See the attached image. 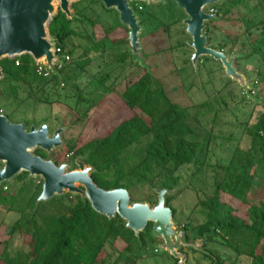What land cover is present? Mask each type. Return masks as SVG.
Here are the masks:
<instances>
[{
    "label": "trees",
    "instance_id": "1",
    "mask_svg": "<svg viewBox=\"0 0 264 264\" xmlns=\"http://www.w3.org/2000/svg\"><path fill=\"white\" fill-rule=\"evenodd\" d=\"M88 1L98 2L105 9L100 1ZM81 2L72 4V18L58 9L48 25L54 45L62 49L61 54L70 56L56 65L49 77L36 74L28 54L0 59V82L12 83L10 95L17 96V83L25 84L26 97L38 103L52 102V96L61 95L63 85L73 93V123L81 124L76 136L64 140L50 154L41 148H35L34 153L56 164L69 153L72 158L83 156L84 164L94 168L91 176L98 186L123 187L131 201L155 202L157 195L152 188L173 189L185 183L174 194L166 195L165 203L187 241L206 235L203 246L217 243L236 257H248L249 264H264V112L245 129L250 137L247 149L233 146L228 155L211 163L210 136H218L213 128L216 123L207 127L200 106L173 99L165 80L168 75L156 73L157 58H164V53L181 49L186 54L182 48L187 47V33L175 1L130 3L143 27L139 35L143 64L134 60L126 34L121 36L127 28L119 23L116 10L113 25L106 28L92 14L77 9ZM211 9L216 17L205 22L207 44L216 39L220 49L227 47V52L240 54L234 61L236 68L239 60H256L257 78L250 92L264 108V0H218ZM164 16L174 19L165 21ZM74 23L88 27L89 33L80 35ZM78 35L92 44L78 49L77 44L70 43ZM146 38L155 44L151 51L144 49ZM91 52L101 57L95 71L90 69ZM187 66L192 67L189 57L178 70ZM175 70L171 68L169 73ZM119 72L116 91L108 81ZM224 77L221 87L226 90L233 81ZM3 93L0 90V100ZM105 105L106 110L101 109ZM23 122L29 126L34 121ZM189 166L192 169L185 180L181 171ZM207 167L212 172L210 186L196 188L195 176ZM26 176L27 172L15 176L25 181L17 190H4L6 182L0 184V206L17 214L7 226V237L0 241V264H134L140 252L155 240L151 222L136 236L120 216L108 218L96 212L79 194L64 193L36 203L42 181L34 185L33 179L25 180ZM258 178L263 182H257ZM31 186V194L25 195ZM188 191L195 196L194 205L202 221L193 220L190 214L184 216L183 211L179 215L172 203ZM223 195H227L225 201ZM14 236L21 237V247H13ZM159 254L177 263L167 252ZM205 257L210 264H226L215 252L209 251Z\"/></svg>",
    "mask_w": 264,
    "mask_h": 264
},
{
    "label": "water",
    "instance_id": "2",
    "mask_svg": "<svg viewBox=\"0 0 264 264\" xmlns=\"http://www.w3.org/2000/svg\"><path fill=\"white\" fill-rule=\"evenodd\" d=\"M77 0H0V59L14 58L28 54L34 62H44L54 71L56 55L53 52V37L48 33V25L57 9L67 18H72V4ZM106 10L117 12L119 23L128 29L127 39L129 51L134 60L142 64L140 55L139 33L141 26L137 14L130 6L129 0H96ZM152 3L165 0H143ZM177 7L183 10L185 17L182 23L190 37L186 44L193 48L190 55L191 63L196 67L202 56H210L219 61L224 69L226 80L236 81L244 93L250 97V82L234 65L238 53H225L207 44L203 34L205 22L215 18V13H208L204 7L218 0H174ZM57 3L58 7L55 5ZM3 77L0 66V78ZM64 128L58 126L50 133L45 121L38 125L24 122H12L5 114L0 113V184L12 179L21 172L27 177H40L41 189L35 202H45L53 196L64 193L79 194L85 197L91 207L98 213L112 218L116 215L125 221V227L131 229L136 236L151 222V233L162 239L159 244L161 251L177 259L176 264H186L187 254L183 248L201 252L206 235L189 242L185 232L177 228L172 211L165 203L166 195L174 194L181 185L168 188H152L157 201L152 205L147 200L131 201L127 189H105L98 186L91 176L94 168L84 164L83 156L75 157L73 163L56 164L52 159L34 153L41 148L47 154L63 144L61 133ZM51 134V135H50ZM76 167V168H75Z\"/></svg>",
    "mask_w": 264,
    "mask_h": 264
},
{
    "label": "rangeland",
    "instance_id": "3",
    "mask_svg": "<svg viewBox=\"0 0 264 264\" xmlns=\"http://www.w3.org/2000/svg\"><path fill=\"white\" fill-rule=\"evenodd\" d=\"M134 1L136 0H129V3ZM166 1L167 0H165L164 2ZM55 5L58 7L57 3H55ZM77 9H81L86 13L92 14V17L97 18L106 28L113 25L115 18L114 10L102 9L98 2L91 3L88 0H82ZM204 10L208 13H215V11L211 9V5L204 7ZM73 12L74 10L72 9V13ZM178 16L182 19L185 17L183 10H181V12H178ZM164 19L165 21H170L174 18H167V16H164ZM173 26L178 27V24H175ZM73 27L80 33V35L89 33L90 31L88 27L80 25L79 23H74ZM182 28L185 29V25L183 23ZM182 28L179 27V29ZM127 31L123 32L121 36H124L126 34L127 38ZM142 31L143 27L141 25L140 33ZM80 35L72 37L70 39V43H73L74 45L77 44L78 49L86 48L92 44L89 40L81 37ZM187 39H190L188 35L184 37V40ZM152 41L153 39L150 38H146L144 40L143 45L146 51H151L155 48V44H152ZM155 41L158 43L161 40L155 39ZM139 42L141 51L142 45L140 38ZM109 46L110 44H107L106 48L108 49ZM128 46L130 47L129 42ZM159 46H161V44H159ZM208 46L214 49H220L218 47L216 39L213 40L210 45L208 44ZM182 50H184L186 54L182 53L181 49H173L170 55L164 53V58H157V62L155 63L157 65L156 73L163 76L168 75L165 80L168 89L171 90L170 96L173 99L181 101L188 105L200 106V109H202V114L204 116L203 119L206 120L204 124L207 127L211 124V122L216 123L215 126H213L215 130H213L218 136L215 139L210 136V138L212 139L211 153L209 154L210 162L214 163L221 157L228 155L231 152L233 146L238 145L242 149H247L250 145V137L245 129L254 124L257 117L264 112L263 106L257 103L255 93L250 92L249 90L248 94L250 95V97H248V95H246L243 90V92L241 91L242 88L240 87V85L236 81H233L231 79L229 80L233 81V83H231L226 90L222 89L221 85L224 77V69L219 61L213 59L210 56L200 57L197 61L196 67H194L193 65V68L191 66H187L184 68V70L179 71L178 69L183 64V59L187 57H189L190 59L193 48L187 45V47L182 48ZM221 50L225 53L233 54L226 51L227 47ZM171 57L173 58V62L171 61ZM203 57H207L208 59H210L204 60ZM90 58L92 59L90 69L95 71L99 68L98 63L101 61V57L98 53L91 52ZM142 62H145L144 58H142ZM149 62L150 64H154L152 61ZM256 65V60L254 59L239 60L237 63V70L243 73L247 80L250 82V88H253V81L257 78ZM174 67L176 69L175 72L170 74L169 70L171 68L174 69ZM121 74L122 73L115 74L108 81V83L111 84L112 88L116 91H119L118 83L120 81ZM11 85L12 83L10 84L9 82H0V90L4 91L3 97L0 100V104L2 105L0 113L9 115L11 117L8 118L10 121L23 122L24 120H30L31 122L34 121L33 123L36 125H38L42 121H45L50 128V133H52V131L58 126H61L64 128L63 132L61 133V138L63 139V141L66 139L74 138L76 136L81 124L73 123V119L75 117L73 111L75 99L73 93L69 89L64 87L65 85L60 86V96H52L51 99H53V101L45 103H38L31 98H27L26 85L23 83L16 84L17 96L10 95ZM244 95H246V97H244ZM203 102L204 104L201 105V103ZM106 108L107 107L105 105L101 109L106 110ZM134 148L135 147H132L131 152H134ZM131 154L133 156V153ZM135 155L138 154L135 153ZM74 159L75 158H72V154L69 153L68 156L66 155L64 159H61L59 161L58 164L62 162L73 163ZM191 169L192 167L189 166L185 170H182V178L188 180V175ZM211 176V167H207L195 176L193 185L196 188L206 189V185L210 186ZM31 179H33L34 185H37L41 181L40 177L28 178L27 176L25 180L29 181ZM5 182L6 186L4 190H17L20 187L25 186V181L23 179L17 180L15 179V177ZM257 182L263 181L258 178ZM184 184L185 183H182L181 186H183ZM33 189L34 186H31L30 190H25V195L29 196ZM154 199L155 202H150L148 200L147 201L154 205L156 203L157 196H155ZM226 199L227 195H223L222 200L225 201ZM194 201V194L188 191L186 194L179 196L172 203L177 205L178 214L183 211L184 216H186V214H190L189 217L193 218V220L202 221L203 217L198 213V207L194 205ZM179 215L177 217H179ZM16 217L17 214H15L14 212H7L0 206V241L7 237L5 234L7 226L11 224ZM154 239L155 240L152 243L148 244L147 248H145L144 251L140 252L141 256L136 259L134 264H174L172 260L159 254L164 252L159 249V244L162 242V239L158 237H154ZM12 243L14 248L21 247V237L14 236ZM201 247L202 249L205 248L206 250H204L206 252H201L194 249L191 250L190 248L186 247L183 248L187 254L186 264H210V260L205 257V253H209V251L215 252L216 254L225 258L226 264H232L233 262H236V264H249L250 261V259L245 256L236 257L230 250L224 248L223 246H220L217 243L210 242L205 246L202 245Z\"/></svg>",
    "mask_w": 264,
    "mask_h": 264
},
{
    "label": "built area",
    "instance_id": "4",
    "mask_svg": "<svg viewBox=\"0 0 264 264\" xmlns=\"http://www.w3.org/2000/svg\"><path fill=\"white\" fill-rule=\"evenodd\" d=\"M53 52L56 55V60L54 62V68L57 65L58 67L60 66V64L63 61H68L70 59V56L68 54H61L62 53V49L60 47L57 46H53ZM61 55V56H60ZM18 63V61L16 62V64ZM35 63V72L38 76H42V77H49L51 72H53L49 67H47L45 65L44 62H34ZM262 134H264V130L262 132ZM68 156V155H67Z\"/></svg>",
    "mask_w": 264,
    "mask_h": 264
}]
</instances>
